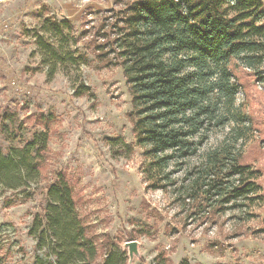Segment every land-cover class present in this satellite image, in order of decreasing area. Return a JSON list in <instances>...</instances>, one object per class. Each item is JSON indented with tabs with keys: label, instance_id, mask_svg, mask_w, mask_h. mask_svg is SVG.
<instances>
[{
	"label": "rangeland",
	"instance_id": "374dc122",
	"mask_svg": "<svg viewBox=\"0 0 264 264\" xmlns=\"http://www.w3.org/2000/svg\"><path fill=\"white\" fill-rule=\"evenodd\" d=\"M131 1L0 5V150L23 153L35 174L32 182L15 174L16 187L0 181V264H57L52 239L41 233L48 186L61 178L72 188L84 240L96 246L93 259L76 264L109 256L112 264H264V65L256 72L232 60L241 87L230 121L196 154L162 168L137 143L124 69L106 45ZM228 151L248 166L243 178L253 191L237 207L219 212L213 201L201 213L205 194L180 192L205 174L210 155ZM132 240L140 255L130 263Z\"/></svg>",
	"mask_w": 264,
	"mask_h": 264
},
{
	"label": "trees",
	"instance_id": "16d2710c",
	"mask_svg": "<svg viewBox=\"0 0 264 264\" xmlns=\"http://www.w3.org/2000/svg\"><path fill=\"white\" fill-rule=\"evenodd\" d=\"M116 19L111 24L114 39L106 45L124 69L137 143L162 168L173 159L196 154L214 128L230 121L235 108L241 84L232 60L256 72L264 65V1L133 0L117 12ZM104 47L99 45L98 51ZM220 156L210 155L205 174L192 180L190 191L180 192L188 199L203 192L209 206H201V213H209L213 201L222 206L219 212L230 203L237 207L236 202L253 191L252 183L243 178L248 166L239 165L232 152ZM25 163L23 153L5 156L0 150V181L16 187L15 174L34 181V170ZM233 177L238 178L226 180ZM48 194L51 204L41 238L52 239L57 264L93 259L96 246L84 240V230L73 214L71 186L61 178L48 186ZM112 262L109 256L102 264Z\"/></svg>",
	"mask_w": 264,
	"mask_h": 264
},
{
	"label": "water",
	"instance_id": "95a60500",
	"mask_svg": "<svg viewBox=\"0 0 264 264\" xmlns=\"http://www.w3.org/2000/svg\"><path fill=\"white\" fill-rule=\"evenodd\" d=\"M125 247L129 250L130 263L133 262L135 256H139V242L136 240L128 241Z\"/></svg>",
	"mask_w": 264,
	"mask_h": 264
},
{
	"label": "built area",
	"instance_id": "2783aa9c",
	"mask_svg": "<svg viewBox=\"0 0 264 264\" xmlns=\"http://www.w3.org/2000/svg\"><path fill=\"white\" fill-rule=\"evenodd\" d=\"M9 1L10 0H0V5L5 4V3L9 2Z\"/></svg>",
	"mask_w": 264,
	"mask_h": 264
}]
</instances>
